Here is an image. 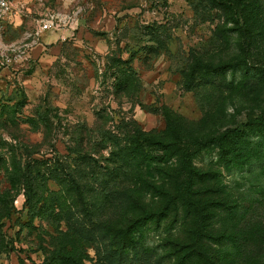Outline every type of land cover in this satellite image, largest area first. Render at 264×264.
Returning a JSON list of instances; mask_svg holds the SVG:
<instances>
[{"label":"rangeland","instance_id":"374dc122","mask_svg":"<svg viewBox=\"0 0 264 264\" xmlns=\"http://www.w3.org/2000/svg\"><path fill=\"white\" fill-rule=\"evenodd\" d=\"M234 2L247 31L239 27L234 8L211 0H15L14 21L0 46V264H52L53 249L74 247L86 264H118L115 255L108 257L113 245L106 222L119 227L133 214L145 216L141 209L127 212L118 191L108 197L89 191L84 206L78 202L77 207L65 194L67 212H58L49 200L44 218L31 215L24 202L22 173L33 178L43 197L59 189L52 177L61 165V171L85 178L95 192L105 180L108 188L126 186V176L109 180L105 175L116 163L109 155L114 145L101 139L100 129L120 138L130 132L129 121L144 130H162L161 107L167 106L188 136L225 128L249 132L250 118L264 104L253 78L239 84L238 71L227 69L219 77L196 72L190 87L185 85L197 59L221 64L239 55L264 65V0ZM46 18L51 26L41 29ZM220 153L204 149L194 163L217 169L232 199L248 198L243 190L250 168L232 167L226 161L232 153L221 161ZM141 198L147 213L161 210L163 198ZM167 212L143 221L124 264L172 262L167 239L184 232L181 222L169 229L176 215L171 208ZM247 214L264 218V202Z\"/></svg>","mask_w":264,"mask_h":264},{"label":"trees","instance_id":"16d2710c","mask_svg":"<svg viewBox=\"0 0 264 264\" xmlns=\"http://www.w3.org/2000/svg\"><path fill=\"white\" fill-rule=\"evenodd\" d=\"M215 1L221 8L237 7L234 0H211ZM234 13L239 27L247 31L249 28L246 21H240V10L235 9ZM229 29L232 30L231 27ZM239 44L241 47L242 42ZM227 69L242 73L239 84L248 81L250 77L253 78L256 83L251 84L252 87L260 84V89L264 93V65H252L247 62L245 56L239 55L221 64L206 63L197 59L191 65L185 85L190 87L193 74L196 72L201 76L219 77ZM128 77L129 74H125L123 83ZM232 83L234 82H228ZM161 114L164 128L159 131L144 130L135 121L128 122L132 127L125 138L106 130H99L101 139L114 145L109 155L116 165L110 170L107 169L105 175H109V180L120 175L126 176V186L108 188L105 180L103 184L100 183L101 191L95 192L96 188L85 178L80 180L82 177L79 175L75 177L70 171H61V165V173L52 177L59 184V189L51 190L41 197L35 190L33 178L22 173L26 196L24 202L28 212L44 218L47 212L46 202L49 200L52 206L53 203L56 205L58 212H67H64L65 194L70 193L71 205L77 207L78 202L84 206L86 193L89 191L94 197L101 193L102 196L108 197L113 191H118V196L128 207L127 212L134 213L141 209V213L144 212L145 215L139 218L133 214L119 227L113 226L116 221L106 222V232L113 245L110 247L108 257L110 259V255H115L114 260L117 259L118 264H124L129 259L127 255L129 249L135 248L134 234L139 232L143 221L157 219L160 216L166 217L169 208L176 215L168 226L169 229L174 228L173 223L181 222L184 232L183 236L174 233L167 239L170 248L166 254L172 256L170 264H264V218L247 217V212L252 207L264 202V104L257 114L250 118L248 133H243L238 128H225L221 132L196 133L188 136L183 134L178 116L173 110L162 106ZM209 148L221 150L220 161L224 154L231 152L232 158L226 161L232 167L250 168L247 189L243 190L248 193V198L232 199L230 190L226 189L217 169L194 163L196 155ZM78 155L81 156L79 160L85 158L81 152ZM88 158L95 159L91 155ZM253 164L256 165L255 169H251ZM10 172L15 177V170ZM251 191L261 196H252ZM146 194L163 198L160 211L147 213L144 210L141 197ZM48 196L50 199H47ZM84 209L85 213L89 212L86 207ZM180 211H183L182 218L178 220L177 215ZM64 217L70 221L68 213ZM219 220L220 225L215 228V223ZM74 248L53 249L52 264H86L82 261L80 252ZM115 252L117 253L113 254ZM133 256H137L136 251Z\"/></svg>","mask_w":264,"mask_h":264},{"label":"built area","instance_id":"2783aa9c","mask_svg":"<svg viewBox=\"0 0 264 264\" xmlns=\"http://www.w3.org/2000/svg\"><path fill=\"white\" fill-rule=\"evenodd\" d=\"M15 10L16 6L14 0H0V46L2 35L7 29V26L12 23V17L15 13ZM51 22V18H46L42 25H40V28L48 29L51 26Z\"/></svg>","mask_w":264,"mask_h":264},{"label":"crops","instance_id":"0c3cea01","mask_svg":"<svg viewBox=\"0 0 264 264\" xmlns=\"http://www.w3.org/2000/svg\"><path fill=\"white\" fill-rule=\"evenodd\" d=\"M14 3H15V0H14ZM14 21V16L12 17V22ZM10 25V24H9Z\"/></svg>","mask_w":264,"mask_h":264}]
</instances>
